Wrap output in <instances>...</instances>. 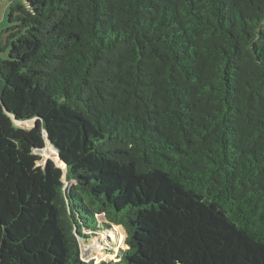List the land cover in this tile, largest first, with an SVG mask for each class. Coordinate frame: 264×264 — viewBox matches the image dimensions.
<instances>
[{"label": "trees", "instance_id": "obj_1", "mask_svg": "<svg viewBox=\"0 0 264 264\" xmlns=\"http://www.w3.org/2000/svg\"><path fill=\"white\" fill-rule=\"evenodd\" d=\"M24 1L0 33V264H264V0ZM111 224L128 249L83 260Z\"/></svg>", "mask_w": 264, "mask_h": 264}, {"label": "rangeland", "instance_id": "obj_2", "mask_svg": "<svg viewBox=\"0 0 264 264\" xmlns=\"http://www.w3.org/2000/svg\"><path fill=\"white\" fill-rule=\"evenodd\" d=\"M19 2L24 3V0H19ZM8 21V18H7ZM6 26V23H5ZM8 58V53H0V65L4 60ZM3 87V81L0 74V90H2ZM35 126L34 121L31 122H25L20 125V127L26 128V129H32ZM41 157V161L38 163V166L40 167H46V165L53 161L57 164L58 167L62 168L65 171V177L64 180L66 182V187L69 186V183L66 180V167L63 166V163L56 151L55 148L48 145L46 148L40 152L37 153ZM61 163V164H60ZM63 166V167H62ZM99 222H107L104 217H98L97 218ZM128 239V234L126 233L125 229L122 226H117L111 224V229L107 231L106 233L93 238V240L89 241L88 243H91L92 241L97 240L99 243V247L97 249L94 248H87V245H82L81 251L83 253L82 259L85 261H90L91 259H95L96 263H100L101 261L105 260H119V255L123 250L128 249V246L126 244ZM84 246V248H83ZM85 247L87 250L85 251Z\"/></svg>", "mask_w": 264, "mask_h": 264}, {"label": "crops", "instance_id": "obj_3", "mask_svg": "<svg viewBox=\"0 0 264 264\" xmlns=\"http://www.w3.org/2000/svg\"><path fill=\"white\" fill-rule=\"evenodd\" d=\"M11 2L12 0H0V33L4 31L7 27V18L9 15V8L11 6Z\"/></svg>", "mask_w": 264, "mask_h": 264}, {"label": "water", "instance_id": "obj_4", "mask_svg": "<svg viewBox=\"0 0 264 264\" xmlns=\"http://www.w3.org/2000/svg\"><path fill=\"white\" fill-rule=\"evenodd\" d=\"M13 120H14V122H15V124L17 125V126H19L20 127V125H19V123L13 118ZM49 143V145L50 146H52L53 147V145L50 143V142H48ZM54 148V147H53ZM58 153V152H57ZM58 155H59V153H58ZM60 157V156H59ZM79 241H80V244H81V248H82V245H88V244H90V243H88V240H86L85 238H83V237H81V236H79ZM84 247V246H83ZM87 250V248L85 247V251Z\"/></svg>", "mask_w": 264, "mask_h": 264}, {"label": "bare ground", "instance_id": "obj_5", "mask_svg": "<svg viewBox=\"0 0 264 264\" xmlns=\"http://www.w3.org/2000/svg\"><path fill=\"white\" fill-rule=\"evenodd\" d=\"M21 125V124H19ZM61 164V163H60ZM63 166L65 167V165L63 164ZM62 166V167H63ZM97 247H99V243L97 242V240L92 241L90 244L87 245V248H94L97 249ZM84 248V247H83Z\"/></svg>", "mask_w": 264, "mask_h": 264}]
</instances>
